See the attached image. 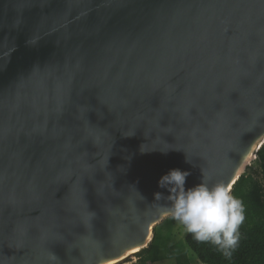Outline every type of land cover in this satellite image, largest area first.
Masks as SVG:
<instances>
[{"label":"water","instance_id":"95a60500","mask_svg":"<svg viewBox=\"0 0 264 264\" xmlns=\"http://www.w3.org/2000/svg\"><path fill=\"white\" fill-rule=\"evenodd\" d=\"M263 145L264 0H0V264H128L131 188Z\"/></svg>","mask_w":264,"mask_h":264},{"label":"clouds","instance_id":"9594fccd","mask_svg":"<svg viewBox=\"0 0 264 264\" xmlns=\"http://www.w3.org/2000/svg\"><path fill=\"white\" fill-rule=\"evenodd\" d=\"M141 151H145L143 146ZM243 172L244 167H239L237 178ZM190 174L189 171L173 168L162 175L158 187L167 194L165 191L155 192L153 202L143 213L137 208L136 201L145 198L134 187L131 188L136 197L129 206L132 219L141 227H146L152 220L170 219L185 233L191 234L196 242L212 245L225 260L231 261L239 248L240 229L246 219L244 202L232 191L235 181L212 180L202 169L201 182L186 188V179ZM124 240L122 236L118 238L114 255L121 254L126 247H134V241L130 239L122 247ZM108 258L101 255L100 264ZM52 259H55L54 255ZM136 259L133 257V262Z\"/></svg>","mask_w":264,"mask_h":264},{"label":"trees","instance_id":"16d2710c","mask_svg":"<svg viewBox=\"0 0 264 264\" xmlns=\"http://www.w3.org/2000/svg\"><path fill=\"white\" fill-rule=\"evenodd\" d=\"M264 181V145L258 153ZM233 194L243 200L246 219L241 226V241L231 261L209 244L196 242L187 234L183 243L169 245L167 236L156 228L150 246L138 255V264H155L165 259H176L177 264H191L187 246L203 264H264V184L244 174L233 187Z\"/></svg>","mask_w":264,"mask_h":264},{"label":"rangeland","instance_id":"374dc122","mask_svg":"<svg viewBox=\"0 0 264 264\" xmlns=\"http://www.w3.org/2000/svg\"><path fill=\"white\" fill-rule=\"evenodd\" d=\"M246 173L253 176L261 184H264L262 170L258 158L251 163V165L247 168ZM156 228L158 229V232L160 231L162 237H168L169 245L171 246L177 243H183L187 236V233H185L179 225H177L174 221L170 219L164 220ZM185 247L187 249V255L191 264H203L187 246ZM128 264H138V258L134 262L133 260L129 261ZM155 264H177V261L176 259H165Z\"/></svg>","mask_w":264,"mask_h":264}]
</instances>
